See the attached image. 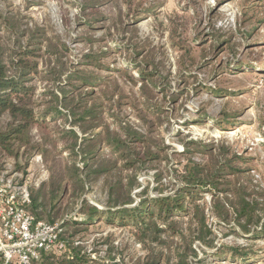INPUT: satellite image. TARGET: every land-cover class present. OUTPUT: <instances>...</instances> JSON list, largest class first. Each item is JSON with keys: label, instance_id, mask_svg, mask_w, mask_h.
<instances>
[{"label": "rangeland", "instance_id": "rangeland-1", "mask_svg": "<svg viewBox=\"0 0 264 264\" xmlns=\"http://www.w3.org/2000/svg\"><path fill=\"white\" fill-rule=\"evenodd\" d=\"M6 5L27 17L30 25L47 27L48 37L60 38L68 47L69 65L75 69L87 53L110 54L101 61V69H89L105 81L101 90L112 99L100 100L102 123L117 130L112 115L118 114L139 132H148L154 149L165 147L164 155L169 156L140 170V187L133 193L136 201L143 191L151 198L178 193L184 185L183 166L189 159L210 163L207 152L214 151L216 160H231L232 166L243 171L237 184H244L250 199L258 200L264 210V0H257L255 6L249 4V8L246 0H0L2 9ZM128 45L145 49L152 61L149 68L156 72V90L149 94V103L143 100L142 88L146 86L132 80L137 77L133 74L136 64H129L122 51ZM125 68L132 70V78L118 71ZM37 86L42 91L45 85L37 82ZM140 112L147 117L145 121ZM61 126L62 121L49 123L52 132L57 133ZM102 130L99 127L96 132ZM34 135L41 141L38 127ZM57 143L52 154L64 164L70 152L64 149L65 143ZM101 151L110 156L109 149ZM76 162L82 166L80 159ZM16 164L13 158L4 159L0 176L7 172L17 175L18 185L26 186L30 196L31 189H38L51 177L50 163L42 152L22 158L21 168ZM158 173L163 179L157 183ZM228 179L232 184L236 181ZM66 188L56 224L63 219L85 223L92 206L110 209L104 177L93 182L88 191H78L76 199L70 198L72 189L69 196L66 194ZM0 189L7 187L0 183ZM196 198L206 208L208 225L215 234L211 247L195 244L199 252L196 264H264V237L254 236V231L244 234L234 219L226 224L216 218L212 214L213 194L208 189ZM120 218L111 217L116 223ZM173 219L188 235L191 217L180 213ZM95 221L87 231L81 227L84 233L75 238L76 245L81 244L91 259L112 263L107 240L117 247L113 253L116 263L135 264L148 255L131 224L122 227ZM72 229L70 224L68 231ZM236 247L246 257L232 254L230 249ZM219 252L222 254L217 255Z\"/></svg>", "mask_w": 264, "mask_h": 264}, {"label": "trees", "instance_id": "trees-1", "mask_svg": "<svg viewBox=\"0 0 264 264\" xmlns=\"http://www.w3.org/2000/svg\"><path fill=\"white\" fill-rule=\"evenodd\" d=\"M246 1L247 7L257 3V0ZM46 29L37 24L30 25L27 17L9 5L4 9L0 6V170L6 158L16 160L19 167L20 160H27L34 152L46 156L51 177L38 189H31L28 209L36 220H46L49 225H55L62 212L66 186V194L72 189L70 198L76 199L78 191H88L93 182L104 177L110 209L105 211L92 206L85 223L63 219L60 237L66 250L61 254L43 251L34 264H102L91 259L81 244L76 245L78 241L75 239L84 233L81 227H87V231L95 220V223L105 220L107 224L135 227L139 241L148 249V255L136 260L135 264H196L199 252L195 244L211 247L215 236L208 225L206 208L196 198L204 188L213 194L212 214L216 218L226 224L234 219L244 234L254 231V236L264 237L261 203L250 199L244 184H237L243 171L232 166L231 160H216L214 151L207 152L210 163L189 159L183 166L185 173L181 178L184 185L178 193L151 198L143 191L137 194L141 198L136 201L133 193L140 187V170L168 160L169 156L164 155L166 148L157 145L154 149L148 132H139L122 121L118 114L112 115L117 130L112 131L110 126L102 123L104 111L99 110L100 100L107 97L111 102L112 99L101 90L105 81L89 69H101V61L110 55L108 52L87 53L75 69L66 58V44L58 37H48ZM122 51L129 64H136V73L133 74L137 77L133 79L132 70L128 68L118 71L146 86L142 88L143 100L149 103V94L156 90V72L149 68L152 61L145 49L137 46H125ZM140 56L142 60L137 61ZM81 66L84 69H80ZM37 82L45 85L42 91L38 90ZM116 104L119 106L121 102ZM145 107L153 110L149 104ZM139 116L144 121L147 118L141 112ZM56 121L64 124L56 130L57 133L49 129V123ZM36 127L41 135L39 142L34 135ZM99 127L103 130L96 132ZM58 140L65 143L64 149L70 152L64 164L52 154ZM101 145L102 149H109L110 156L105 157L102 149L98 150ZM79 159L82 166L76 162ZM229 177L236 181L232 184ZM162 179V173L156 174L157 183ZM85 204L84 200L82 211ZM180 213L191 217L192 227H189L188 235L173 219ZM111 217H121L120 222L116 223ZM70 224L73 229L69 232ZM105 244L110 245L111 264H120L113 255L117 247L110 240ZM173 250L175 255H172ZM230 251L246 257L239 247Z\"/></svg>", "mask_w": 264, "mask_h": 264}, {"label": "built area", "instance_id": "built-area-1", "mask_svg": "<svg viewBox=\"0 0 264 264\" xmlns=\"http://www.w3.org/2000/svg\"><path fill=\"white\" fill-rule=\"evenodd\" d=\"M7 190L0 189V260L3 264H34L41 253H63L61 224L38 222L26 209L31 196L26 186L18 185L17 175L9 172L0 176Z\"/></svg>", "mask_w": 264, "mask_h": 264}]
</instances>
